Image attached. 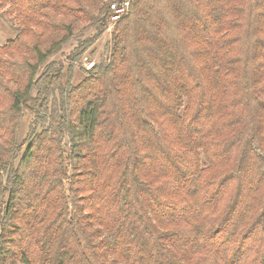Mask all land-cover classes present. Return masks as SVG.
I'll return each mask as SVG.
<instances>
[{
	"label": "trees",
	"instance_id": "obj_1",
	"mask_svg": "<svg viewBox=\"0 0 264 264\" xmlns=\"http://www.w3.org/2000/svg\"><path fill=\"white\" fill-rule=\"evenodd\" d=\"M0 11V264H264V0Z\"/></svg>",
	"mask_w": 264,
	"mask_h": 264
},
{
	"label": "rangeland",
	"instance_id": "obj_2",
	"mask_svg": "<svg viewBox=\"0 0 264 264\" xmlns=\"http://www.w3.org/2000/svg\"><path fill=\"white\" fill-rule=\"evenodd\" d=\"M113 24L108 25L107 30L101 35V37L82 55L76 63L73 64V83H79L83 77L82 70H90L92 66L104 63L107 60L108 55V44L110 40V33ZM15 27L7 17L1 16L0 11V47L9 39L15 36ZM76 44L75 40H72L68 44L62 53L66 55L68 51ZM60 54L55 56L54 59H60Z\"/></svg>",
	"mask_w": 264,
	"mask_h": 264
},
{
	"label": "built area",
	"instance_id": "obj_3",
	"mask_svg": "<svg viewBox=\"0 0 264 264\" xmlns=\"http://www.w3.org/2000/svg\"><path fill=\"white\" fill-rule=\"evenodd\" d=\"M128 8V2L119 4H113L110 6V10L112 12L111 22H117L121 16L125 13Z\"/></svg>",
	"mask_w": 264,
	"mask_h": 264
}]
</instances>
